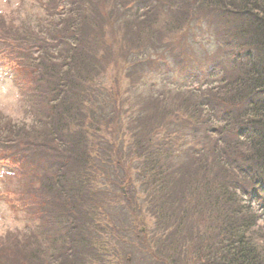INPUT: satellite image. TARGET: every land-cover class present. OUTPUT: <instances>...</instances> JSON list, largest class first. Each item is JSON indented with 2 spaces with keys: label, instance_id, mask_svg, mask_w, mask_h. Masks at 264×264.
Returning <instances> with one entry per match:
<instances>
[{
  "label": "trees",
  "instance_id": "trees-1",
  "mask_svg": "<svg viewBox=\"0 0 264 264\" xmlns=\"http://www.w3.org/2000/svg\"><path fill=\"white\" fill-rule=\"evenodd\" d=\"M153 2L47 0L42 7L51 17L50 23L45 27L34 25L39 28L37 33L27 27L6 39L11 48L6 54L15 61V84L23 93H33L28 88H35L34 122L42 126L40 132L46 136L24 139L13 133V128L0 124V148L9 153L20 177L32 174L27 186L21 178L22 190L35 192L33 198L27 197L28 214L40 221V230L49 229L34 235L19 252L26 253L32 247L36 264H90L91 232L72 238L79 225H74L73 231L63 229L69 217L78 215L86 218L83 228L92 225L88 216L94 213L88 202L94 194L104 193L99 182H92L93 174L100 170L97 162L103 165L97 148L102 144L89 142L85 123L89 121L93 131L100 130L109 124L103 119L112 110L110 118L113 122L118 117V126L113 122L111 127L119 129L123 97L116 86V70L127 33L124 26L147 21V47H160L166 36L158 35L161 18L174 21L171 27L176 26L175 33L184 24L189 28L192 19H205L213 27L212 38L224 55L213 60L209 73L215 75L223 68L222 76L215 75L196 88L202 94L191 110L173 111L165 124L157 121L149 131L141 125L136 133L135 155L140 159L137 175L152 178L150 188L155 195L151 203L158 208L160 220L171 226L165 229L166 239L172 236L175 240L167 248L164 241L161 246L172 248L173 254L184 247L188 241L183 234L186 224L188 233L193 227L199 232L203 228V234L197 236L203 244L206 233L211 235L207 240L209 258L201 251V256L196 254L197 261L264 264V234L254 233L264 215V0H157L150 16ZM174 10L182 13L174 18L170 14ZM143 39L139 47H145ZM104 68L106 79L111 76L109 93L100 88L99 96L94 95V80ZM213 81L217 85L212 88L203 84ZM181 113L184 127L176 125L175 114ZM178 134L188 138L176 143L174 136ZM170 154L204 159L196 158L199 162L194 159L191 165L176 169L169 161ZM47 178L50 182L45 181ZM37 181L39 186L33 189ZM175 185L180 187L179 194ZM169 229L173 231L168 233ZM36 249L47 251L38 254ZM74 250H80L83 256L73 260ZM21 262L28 263L26 258Z\"/></svg>",
  "mask_w": 264,
  "mask_h": 264
},
{
  "label": "rangeland",
  "instance_id": "rangeland-1",
  "mask_svg": "<svg viewBox=\"0 0 264 264\" xmlns=\"http://www.w3.org/2000/svg\"><path fill=\"white\" fill-rule=\"evenodd\" d=\"M44 1L47 0H0V124L10 129L13 128V133H17L24 139L46 138V136L40 132L42 126H38L39 123L34 122L36 116L34 117L32 99L36 97L35 88H28L35 94L28 93L26 90L23 93L15 84L16 77L13 75L15 61H11L6 54L11 49L6 39L23 33L27 27L37 33L38 27H33L34 25L45 27L50 23L51 17L42 7ZM150 1H154L150 4L151 16L154 14L152 6H156L157 0ZM66 7L69 8L70 5ZM180 13L182 12L174 10L170 14L175 18ZM55 19L57 20V18ZM191 21L192 24L189 28L186 29L184 24L182 30L175 33L173 29L176 26L172 25L171 27V23L174 21L167 19L164 22V19L161 18L157 28L162 31L158 30V35L166 36H164L160 47L157 45L147 47L146 38L148 39V37L146 35L150 34L149 29L146 28L147 21H134L130 26H124L127 33L123 37L122 52L118 57L116 70L118 81L116 86L117 89H120V94L123 97V113L119 115L121 128L119 127L117 131L115 128V133L111 127L113 122L114 127L118 126L116 122L118 117L112 122L111 118L113 117L110 118L112 110L109 109L110 113H107L103 120L104 123L110 125L106 124L100 130L93 131L89 126L90 122L86 121L87 128H84V130L87 129V132L89 131L86 135L89 142L98 144L97 142L100 141L102 144L101 147L94 146L93 148V151H96V147L100 150L103 165L99 161L97 162L100 165V170L93 174L92 182L94 185L99 182V187L103 188L104 193L102 195L94 194L91 201L88 202V208L94 213V215L88 216L92 220V225L83 228V220L86 218H81L78 215L76 218L69 217L66 224H61L58 228L61 229L63 225L64 232H67L73 231L74 225H79L73 232L72 238H75L79 233L88 234L91 232L93 249L88 253L90 264H203L201 261H197L196 254L201 256L204 251L206 259L209 258L210 245L207 240L211 235L206 233V243L203 244L199 240L201 237H197L200 233L203 234V228L199 232L198 227H193V230L188 233L189 227L186 224L183 225V234H186V239H188L185 246L175 251L174 254L171 252V247V250L162 248L163 241L166 248L175 241L171 238L172 236L166 239L167 231L165 229L167 226L169 228L171 226L167 225L166 220H160L158 208L151 203L155 193L150 187L154 183L152 178L144 177L143 179L137 175L140 159L135 155L138 151L135 148V141L138 137L136 133L140 130L141 125L148 127L147 131H149V127L155 126L157 121L165 124L166 120L170 119L167 117L169 113L176 110H191L202 94L196 88L215 75L222 76L223 68H220L219 73L209 75L213 60L224 56L217 47L215 39L212 38L213 27L206 24L203 18ZM160 25L161 27H158ZM39 34L42 33L39 32ZM142 37H145L143 39L145 47H139L141 44L139 40ZM116 38L117 41L119 38ZM56 50L60 51L59 48ZM59 55L63 57L60 52ZM101 59L100 61H102ZM14 60L18 59L14 57ZM104 60L101 63H105ZM105 73L106 69L104 68L94 80V95L99 96V93L102 92L99 90L100 88L109 93L108 85L111 76L108 77L110 80H107ZM215 82L203 84L212 88L217 85ZM111 85L113 86V84ZM211 88L208 89L212 90ZM104 90L105 98H109L105 95ZM212 91L218 92L217 90ZM131 113L133 116H130ZM176 119L178 120L176 125L184 127L182 124L185 123V116L182 113L175 114ZM97 120L101 119H98L97 116ZM174 137L176 143L180 144L188 138L183 134ZM2 148H0V264H24L25 262H21L23 258L27 259V264H36L32 247L28 252L23 253L24 255L19 252L29 244L34 235L48 232L49 229L45 227L40 230V221L36 216L29 215L27 211V197L29 195L33 198L35 192L31 190L32 193H30L26 189L22 190V183L27 186L32 174L29 173L26 178L20 177L17 165L10 159L9 153ZM170 156L169 161L176 169L191 165L194 159L197 162L199 159H204L201 156L192 158L184 156L176 158L172 154ZM74 179L77 180V178ZM45 181L50 182V178ZM39 182L34 184L33 189L38 188ZM175 190V193H180L178 185H175ZM52 208L55 210L57 206ZM258 225L254 233L264 234V215ZM169 230L168 233L173 231V229ZM45 251L47 249H36L38 254H43ZM74 251L78 256H73V260L83 256V252L80 250ZM168 251L170 252L168 253ZM184 251L185 253H183ZM165 254L170 256H164ZM171 254H173L174 261ZM56 256L60 257L57 254ZM69 257L71 256L69 255Z\"/></svg>",
  "mask_w": 264,
  "mask_h": 264
}]
</instances>
